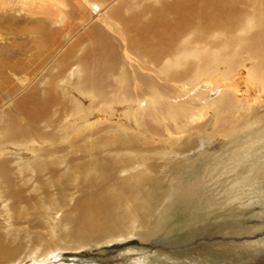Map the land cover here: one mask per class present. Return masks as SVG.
Instances as JSON below:
<instances>
[{
  "label": "bare ground",
  "instance_id": "obj_1",
  "mask_svg": "<svg viewBox=\"0 0 264 264\" xmlns=\"http://www.w3.org/2000/svg\"><path fill=\"white\" fill-rule=\"evenodd\" d=\"M262 93L264 0H0V264L186 244L205 216L198 237L235 235L219 260L261 253L218 206L264 192Z\"/></svg>",
  "mask_w": 264,
  "mask_h": 264
},
{
  "label": "rangeland",
  "instance_id": "obj_2",
  "mask_svg": "<svg viewBox=\"0 0 264 264\" xmlns=\"http://www.w3.org/2000/svg\"><path fill=\"white\" fill-rule=\"evenodd\" d=\"M71 1L73 2V0ZM20 6L22 5H13L14 9H20ZM25 10L27 12L30 11L29 13H33L32 9L28 10L25 7ZM10 12L12 13H10V16L14 17L17 21L22 20L23 17L28 18L29 16V14L26 15L24 14V12H22L20 15L17 12V14L13 11ZM31 16L33 15L31 14ZM36 16L40 17L43 15L39 14ZM84 41L85 43H83V48L86 49L87 46H90V41L88 39ZM79 47H82V45H79ZM250 64L251 63L248 62L247 65L249 66ZM240 70V72L234 73L233 77L231 78V81L233 82V80L235 81L236 79L235 83L238 84L243 94L245 92L244 95H251L252 97L255 96V94L253 93L252 85L248 80L246 82V77H243V75L245 76L246 74V72L244 71L245 69L241 67ZM248 88L251 91H249ZM193 91L184 95L182 93L185 92V90H183V92L181 91L182 93L177 92L176 95L172 97L173 100H171V102L176 106L187 104L192 99L191 94L195 93ZM262 95L264 97V93H262ZM211 99L212 98L207 97L203 101L207 102ZM231 200L232 199L230 198L228 201L218 206L219 208L221 206L223 212V215L218 216V220L226 219L222 222L223 227L226 230L221 232H237L248 228L250 229V231H253L255 228L261 227L256 230V234L254 233L256 236L244 240L256 241L258 239V236L259 238L262 237L264 235V211H260L251 218L248 217V215H250L251 211L256 210L258 207L264 206V192L262 194L255 193L251 195V203L248 205L244 213L241 212L237 203H231ZM210 221L211 217L205 216L203 222H201L195 227L191 241L187 242L186 244L174 243L173 241H171V238L163 240L161 239L160 235L155 238H151L147 241H143L138 238H132L121 243H105L102 245L103 248H100L101 251L93 250L92 252H89L85 249H79L71 253L62 251L59 253V255H55L53 259H50L48 261L55 262L54 264H135V262L133 261L137 257H141L143 256V254H146L148 258L147 264H255L258 259H260V262L264 264V251L259 254L255 253L254 251L246 252V254H239L240 256L237 254V256L234 254L233 256L231 255L232 253H227L225 254V256H223V258L227 259L228 261L221 259L219 260V257L217 256L218 253L210 250L214 248V246H212L211 244H213L214 242H226L227 240L232 239L235 235L215 233L213 236L203 234L201 237H198L200 234L204 233L201 231V228L204 225L208 224V222ZM214 232H218V230H215ZM143 250H145V252H143ZM177 255L185 256V258L178 257ZM227 256H229V259ZM233 257H235L234 259L236 260L234 262H232ZM43 263L44 261L42 262V264Z\"/></svg>",
  "mask_w": 264,
  "mask_h": 264
}]
</instances>
